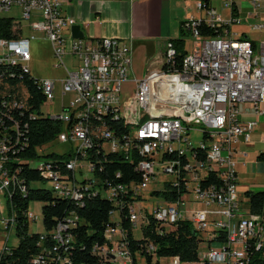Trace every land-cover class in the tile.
I'll return each instance as SVG.
<instances>
[{
    "label": "built area",
    "instance_id": "obj_1",
    "mask_svg": "<svg viewBox=\"0 0 264 264\" xmlns=\"http://www.w3.org/2000/svg\"><path fill=\"white\" fill-rule=\"evenodd\" d=\"M238 1L222 0L223 7L229 10L226 20L210 5V0H197L195 6L204 16L187 19L182 24L193 38V50L186 52L177 68L176 49L168 40L157 57L160 66L147 69L137 79L131 72L129 44L117 37H73L70 28L75 20L63 12L62 0H0V16L17 8L21 17V21L11 17L12 30L18 37L0 38V65L1 62L26 65L31 59V41L44 38L51 47L53 67L64 73L59 79H38L45 87L46 98L54 100L57 84L62 96L72 95L61 106L70 112L68 117L63 113L49 115L62 122V130L55 139L70 143L65 169H52L54 159L47 157L28 162L50 184L53 194L59 198L69 196V200L82 206L85 197L100 192L94 176L96 165L88 159V151L95 142L103 153H120L130 162L134 155L139 158L134 164L140 174L139 181L108 184L104 190L116 209L126 205L132 229L139 219V214L132 213V206H137L142 193L162 172L170 176L164 185L170 184L178 194L174 202H167L161 196L164 205L153 207L152 213L158 216L160 229H170L178 220L192 224L202 239L198 260L192 263L246 264L250 241L264 256V209L253 213L248 203L240 204L235 169L238 143H250L251 133L258 124L257 119L241 121V106L251 105L253 114L264 115V40L256 43L246 36H233L225 28L219 36L204 37L197 29L201 22L210 27L241 23ZM247 1L251 11L245 19L258 18L264 13L263 0ZM249 25L254 30L264 29V21ZM66 56L72 57L70 68L65 64ZM149 74H156V81H152L153 98L142 124L143 132H129L143 96L144 78H149ZM154 85H161L165 93V112H181L185 119H193V126H185V121H156ZM2 87L0 120L9 116V110L24 107L26 99L22 87L21 96L17 91L19 86L12 88L13 93L8 86ZM99 109L116 113L119 123L98 118ZM197 123L213 125V133L197 130ZM193 131L202 133L196 143L190 137ZM7 151L6 138L0 136V194L3 195L7 170L3 161ZM210 173L214 174L216 183L204 185L202 181ZM20 184L17 178L16 186L26 193L25 185ZM164 185L158 190H164ZM125 197L128 199L124 200ZM191 202L199 207L188 208ZM26 216L28 222L36 220L29 210ZM13 219L15 216L9 212L6 219H1L4 229H14ZM78 222L80 219L73 210L50 231L39 232L41 252L32 262L64 264V256H69L74 241L69 229ZM103 234L104 242L92 248L98 258L95 264L131 262L129 249L123 247L126 236L120 235L117 222H107ZM221 234L225 235L223 242L218 240ZM7 249L4 247L0 256ZM146 250L155 252L152 244ZM181 263L177 256L169 257L168 264Z\"/></svg>",
    "mask_w": 264,
    "mask_h": 264
},
{
    "label": "trees",
    "instance_id": "obj_2",
    "mask_svg": "<svg viewBox=\"0 0 264 264\" xmlns=\"http://www.w3.org/2000/svg\"><path fill=\"white\" fill-rule=\"evenodd\" d=\"M12 20L11 17L0 16V38L14 39L18 37V33L12 30ZM223 28H227V26L210 27L204 22H201L197 27L199 33L204 37L219 36L222 34ZM185 32L188 31L182 27L179 37L169 39L176 49L175 65L177 68L187 52L183 38ZM37 82L38 78L24 71L23 64L0 65V89L6 85L11 88L10 93L14 91L12 88L15 89L18 86L26 91L24 107L9 110V116H2L0 120V136L6 138L8 146L3 166L7 168L9 176L13 178L9 186L10 194L5 197L9 214L14 213L15 216L14 231L18 238L16 246L1 253L0 264H35L32 260L41 252L40 233L29 231V222L26 216L31 200L44 202L42 205L44 232L50 231L74 210L80 222L69 229L74 241L71 243L69 257H66L64 264H95L98 262V258L92 253V248L95 244L104 242V226L110 221L112 211L116 209L113 201L104 195V190L108 188V184H129L139 181L140 174L134 166L139 158L134 155L130 162L120 153H103L94 142L88 151V159L96 165L94 176L97 185L100 186V192L95 196L85 197L82 206L69 199L59 198L47 187L33 186L34 182L46 183V181L38 170L28 165L29 161L40 157L52 158L54 159L53 163L56 164L52 169H65L58 163L62 164L70 156L69 152L59 155L49 153L45 156L37 152L39 147L54 140L62 130L60 120L41 112L40 107L47 99ZM5 97L8 98L7 95ZM256 158L257 161L264 162V151L260 152ZM17 178L19 184L22 182L25 185L26 193L20 191L19 185L16 186ZM202 183L204 185L216 183L214 174L210 173ZM164 187V190L161 191L153 190L152 194L162 196L167 202H174L178 194L177 190L172 189L168 183ZM245 196L249 209L253 213L262 212L264 190L246 191ZM127 199L125 197L124 200ZM116 211L120 216L117 227L120 229V235L126 236V240L123 241L129 249L132 264H136V255L145 257L146 264L159 263L152 261L153 256L159 258L177 256L180 262L188 263L198 260V249L202 239L189 221L178 220L172 225V228L160 229L161 225L157 219L155 220L152 212L146 213L147 223L142 225V237L136 239L132 234L133 229L128 219L126 205ZM218 240L223 242L225 235L221 234ZM44 244L47 246L48 241L46 240ZM149 244L153 245L154 254L147 252L146 246ZM247 257L246 264H264V256L259 250H256L252 241L249 242L247 248Z\"/></svg>",
    "mask_w": 264,
    "mask_h": 264
},
{
    "label": "crops",
    "instance_id": "obj_3",
    "mask_svg": "<svg viewBox=\"0 0 264 264\" xmlns=\"http://www.w3.org/2000/svg\"><path fill=\"white\" fill-rule=\"evenodd\" d=\"M196 1L62 0V10L74 18L75 24L80 25L86 38L117 37L128 43L131 48L132 76L139 79L143 77L147 69L160 66L157 57L169 39L180 36L183 21L204 16V12L196 8ZM209 3L224 19L228 20L229 11L223 7L222 0H210ZM237 3L240 8L238 15L240 17L243 15L241 19L244 22H249L252 18L245 19L247 12L246 7L243 6L244 3L248 4V1L239 0ZM223 10H225L224 14ZM256 20V22L264 21V13L259 15ZM242 25L246 24L230 23L225 29L231 35L240 34V36L248 37V30ZM234 26H239L240 29L233 32ZM240 119L243 122L257 119L258 123L251 133L250 143L239 142L235 153L239 199L243 203H248L245 192L259 191V188L264 186L255 183L253 178L249 177L254 167L253 159L257 161L258 152L255 147L259 149L264 147V115L257 117L253 114L251 105L243 104ZM248 153L253 155L250 159L252 161L249 164L250 167L245 162ZM247 173L249 174L247 175ZM198 207L197 203L188 204V208ZM125 264H129V262Z\"/></svg>",
    "mask_w": 264,
    "mask_h": 264
},
{
    "label": "rangeland",
    "instance_id": "obj_4",
    "mask_svg": "<svg viewBox=\"0 0 264 264\" xmlns=\"http://www.w3.org/2000/svg\"><path fill=\"white\" fill-rule=\"evenodd\" d=\"M264 1V0H263ZM248 5V8H247ZM246 10V12L251 11L250 5L244 3L243 5ZM227 10V9H226ZM229 11V10H227ZM225 13V10H223V14ZM2 16L12 17L14 19H18L21 21L20 13L17 8H12L9 11L1 13ZM243 18V15H241ZM258 19V18H256ZM251 19L249 22H244V20L241 23H245L246 25H242L245 29H247V35L249 39L254 40L256 43H259L260 41L264 40V29L261 30H254L251 28L252 25H248L249 23H255L257 20ZM23 22V21H22ZM241 26V25H240ZM239 26L233 27L234 30H239ZM232 32V33H233ZM27 33V31L25 32ZM38 35V34H36ZM239 36L240 34H233V36ZM185 40V50L187 52H190L193 50V38L188 33L185 32L183 36ZM53 57L51 53V47L49 42L44 38L39 39H33L31 41V59L26 63L27 68L30 72V74L40 80L42 79H59V77H62L64 75L62 69H56L53 67ZM65 64L67 67H71L72 65V57L66 56L65 57ZM17 91L19 92L20 96L23 95V92L20 87L17 88ZM72 98L71 94H65L62 96L60 94L59 85H56V92H55V98L53 101H46L43 103L40 107V110L42 113L47 115H53V114H59L63 113L64 117H68L70 112L62 110V105L67 104L68 100ZM197 130H200L198 126ZM262 127V126H261ZM264 127V126H263ZM258 130V128H257ZM191 139L196 143L198 140L202 138V133L199 131H193L190 133ZM70 143H63L59 142L57 139H54L46 144H44L42 147H39L37 149V152L45 156L49 153H55L56 155L66 153L69 150ZM255 150H257V154L264 151V147H261L260 149L258 147H255ZM252 154L248 153L246 156V165L250 167V159L252 158ZM254 167L253 170L249 174L250 178H253V181L255 183H258L260 185H264V162L262 161H256L253 159ZM87 175V173H85ZM170 178L169 175L166 173L160 172V174L156 177L155 182L151 183L148 187V189L142 193V200L137 203L136 212H139V219L133 227L132 234L133 237L136 239H140L142 237V225L147 223L146 220V213L150 214L152 212V208L155 206H163V199L160 195L152 194V191L155 189H162V186L164 183ZM33 186H42V187H50L49 183H43V182H34L32 183ZM260 190H264V186L262 188H259ZM44 204L43 201L39 200H31L29 202L28 210L36 215V220H30L29 221V231L31 232H43V222H42V205ZM240 204L245 205L246 203L241 202ZM8 217V205L6 201V197L3 194H0V252L4 247L10 248L14 247L18 243V238L15 234V231L13 228L10 230L4 229L3 224L1 223V219H6ZM110 220L112 222H118L120 221V216L118 211L114 212L111 216ZM172 227V226H171ZM215 244V243H214ZM200 249L202 248V245L200 244ZM152 261H158V264H168L169 257H152ZM129 264H132L130 261H128ZM124 264V263H120ZM136 264H146L145 257L141 255H136ZM181 264H194L192 262L186 263L182 262Z\"/></svg>",
    "mask_w": 264,
    "mask_h": 264
},
{
    "label": "bare ground",
    "instance_id": "obj_5",
    "mask_svg": "<svg viewBox=\"0 0 264 264\" xmlns=\"http://www.w3.org/2000/svg\"><path fill=\"white\" fill-rule=\"evenodd\" d=\"M1 64H10V62H1ZM16 64H23V62H16ZM24 66V71L29 72L26 65ZM30 73V72H29ZM152 81H156V74H149V78H144L143 81V96L138 103V110L135 113V121H131L129 124V132H143V125L146 119V115L148 114V110L150 108L151 100L153 98V89H152ZM42 89L44 96L46 97V90L45 87L42 85L41 81L37 82ZM154 95H155V103H156V110H155V117L156 121H175L177 123H184L185 126H193V119H185V114H181V112H165V93L162 89L161 85H154ZM47 101L50 98H46ZM97 117L105 120H109V123H119V116H116V113H110V109H99L97 110ZM197 126L200 130L204 133H213V125L208 123H197ZM65 167V162L58 163ZM56 165L52 161V167ZM56 168V167H55ZM54 169V168H53ZM9 173V172H8ZM6 170V190H4V196L10 194L9 186L12 181V177L9 176ZM64 199H69V196H62ZM132 213L139 214L136 212L135 206H132ZM155 220H158V216L154 215ZM14 216V213L12 214ZM15 219H13V227H14ZM123 247L127 249V244L123 241ZM67 256H64V260H66ZM69 257V256H68Z\"/></svg>",
    "mask_w": 264,
    "mask_h": 264
},
{
    "label": "water",
    "instance_id": "obj_6",
    "mask_svg": "<svg viewBox=\"0 0 264 264\" xmlns=\"http://www.w3.org/2000/svg\"><path fill=\"white\" fill-rule=\"evenodd\" d=\"M70 29L73 37L82 38L84 36V33L79 24L72 25Z\"/></svg>",
    "mask_w": 264,
    "mask_h": 264
}]
</instances>
